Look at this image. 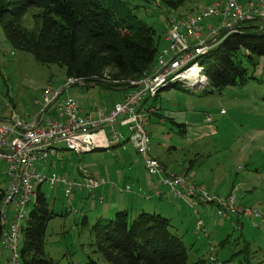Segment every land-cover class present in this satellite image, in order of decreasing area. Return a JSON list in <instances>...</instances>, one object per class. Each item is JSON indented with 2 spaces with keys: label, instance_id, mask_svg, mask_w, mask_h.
Segmentation results:
<instances>
[{
  "label": "rangeland",
  "instance_id": "obj_1",
  "mask_svg": "<svg viewBox=\"0 0 264 264\" xmlns=\"http://www.w3.org/2000/svg\"><path fill=\"white\" fill-rule=\"evenodd\" d=\"M212 1L189 0L173 9L163 0H114L120 17H133L135 21L154 27L159 50L167 46L171 10L175 11V16L195 14ZM41 13L40 8L28 9L20 21L21 27L26 31L38 28L37 16ZM237 59L247 67L250 77L243 86L228 87L222 92L214 91L209 84L188 92L179 84L174 88L168 86L159 90L157 99L147 98L143 102L149 113L144 126L152 139L153 156L164 163L169 172L202 182L218 195L235 192L238 204L264 213V58L254 55L250 62L245 54L240 53ZM112 83L120 82L110 81L108 85L115 89L110 91L98 85L69 86L64 96L74 97L82 107L83 115L96 109L107 110L130 90L129 84ZM67 84L64 67L43 65L32 54L16 50L0 25V120L6 114L16 113L22 117L37 114L46 105L42 99L43 90L48 86L60 88ZM221 111L226 114L222 115ZM209 116L213 117L210 124L207 122ZM178 124L185 127L181 129ZM139 161L140 157L130 142H125L114 149L81 155L63 151L59 160L43 164L46 173L53 171L68 179L80 177L79 169L83 167L95 179L104 177L116 192L112 198L103 194L107 200L101 204L102 188L93 191L95 197L81 190H74L68 196L64 186L52 188L44 184L42 192L58 215L47 229L45 251L48 257L61 264H88L89 257L107 264L101 253H94L90 246L93 240L90 227L97 218L104 216L103 209L132 201L130 193H120L126 184L131 183L145 192L138 200L145 212H157L171 220V230L182 237L189 248L188 264L200 260L207 264H264V218L254 221L243 217L240 222L237 218L225 220L216 214L215 207L208 209L204 205L181 204V200L172 198L160 201L154 196L158 181L142 166L138 168ZM135 162L138 177L136 172L133 179L130 163ZM3 172L4 166L0 164V194L6 185ZM145 197H149L148 201ZM167 200L172 201L169 203L174 207L166 209L163 205L161 211V203H168ZM138 209L137 205L129 209L131 218L141 213ZM98 213L101 214L97 216ZM83 216L88 217L89 224H83ZM115 216L116 213L104 217ZM198 217L209 224L206 233L197 229ZM255 222L259 227H255ZM24 240L22 235L21 242ZM213 256L215 260H211ZM7 257L9 252L0 242V264H6Z\"/></svg>",
  "mask_w": 264,
  "mask_h": 264
},
{
  "label": "built area",
  "instance_id": "obj_2",
  "mask_svg": "<svg viewBox=\"0 0 264 264\" xmlns=\"http://www.w3.org/2000/svg\"><path fill=\"white\" fill-rule=\"evenodd\" d=\"M174 14L175 11L171 10L167 46L159 50L151 69L130 83L134 88L111 110L96 109L83 115L78 101L64 96L69 86L82 80L69 79L66 86H48L43 90L42 99L46 105L34 122H28L16 113L0 120V164L4 166L6 177L0 200L3 226L0 242L9 252L7 264H20L21 236L30 217L27 211L32 209L44 184L52 188L64 186L68 196L74 190H81L88 191L92 197H95L93 191L104 184V180L95 179L82 169L80 178L68 179L53 171L46 173L43 164L59 160L63 151L81 155L130 142L149 176L159 183L155 198L172 196L178 200H192L194 206L199 201L209 202L214 204L216 214L225 220L237 218L240 222L243 217L264 218V213L258 209L238 204L235 192L218 195L210 192L206 185L193 183L185 175L169 172L153 156L152 139L144 126L149 113L146 109L141 110L147 98L155 99L159 90L168 86L179 84L190 91L208 86L202 58L231 34L240 32L246 21L259 20L264 30V0H213L198 13ZM221 114L226 113L221 111ZM207 122L212 123L213 117L209 116ZM130 189V186L125 187L126 191ZM103 200L99 197L100 202ZM197 229L204 230L201 220Z\"/></svg>",
  "mask_w": 264,
  "mask_h": 264
},
{
  "label": "trees",
  "instance_id": "obj_3",
  "mask_svg": "<svg viewBox=\"0 0 264 264\" xmlns=\"http://www.w3.org/2000/svg\"><path fill=\"white\" fill-rule=\"evenodd\" d=\"M163 1L175 9L189 0ZM33 7L42 9L37 16L38 28L26 31L20 21ZM0 25L16 50L32 54L43 65L64 67L68 80L79 79L84 86L94 84L108 91L115 90L108 85L110 81L128 83V89L132 90L134 87L130 83L151 69L159 52L154 27L135 21L133 17H120L114 0H0ZM262 27L259 20L246 21L240 32L231 34L202 58L214 91L243 86L250 79L247 67L237 58L240 53L250 62L254 55L264 58ZM94 80L102 83H93ZM143 109L144 104L141 105ZM178 125L181 129L185 127ZM99 150L106 149L94 151ZM169 198L175 199L168 196L159 200ZM188 203L192 204V200ZM199 205L214 208L209 202L199 201ZM140 211L135 218H131L129 210L116 211L114 218H97L90 227L93 239L90 246L94 253H101L107 264H188L189 248L183 238L171 230V220L161 214ZM57 216L46 195L39 191L23 231L25 240L20 264H61L48 257L45 251L48 225ZM199 220L204 223V230L200 231L206 233V223L200 217L197 223ZM83 224H89L88 217L83 216ZM2 234L0 219V241ZM88 264L100 263L89 257ZM193 264L207 263L200 260Z\"/></svg>",
  "mask_w": 264,
  "mask_h": 264
},
{
  "label": "crops",
  "instance_id": "obj_4",
  "mask_svg": "<svg viewBox=\"0 0 264 264\" xmlns=\"http://www.w3.org/2000/svg\"><path fill=\"white\" fill-rule=\"evenodd\" d=\"M118 90V89H117ZM126 91V90H125ZM129 91H131V90H127L126 91V93L124 94V96L122 97V98H120V100H118L117 102H119V101H121V100H123L124 99V97L126 96V94L129 92ZM116 102V103H117ZM114 106V105H113ZM112 106V107H113ZM111 107V108H112ZM111 108H109V109H107V110H111ZM40 112H41V110L37 113V114H35V115H29V114H26V116H25V118H26V120H28V122H34L35 120H36V118L39 116V114H40ZM9 117V114H6V116L3 118V119H7ZM125 144V143H124ZM124 144H121V145H124ZM131 144V143H130ZM132 145V144H131ZM132 147H133V145H132ZM134 148V147H133ZM110 149H114V147H112V148H110ZM110 149H106V150H110ZM134 150H135V148H134ZM136 151V150H135ZM137 153V152H136ZM139 156V155H138ZM140 157V156H139ZM136 162L135 163H130V174L133 176V179H134V175L136 174V172H137V174H136V178L138 177V168H140L141 166H142V169L143 170H145V168H144V164H143V161H142V159L140 158V161L139 162H137V166H138V168H136ZM80 169H82V170H85V171H87L88 173H89V171L87 170V169H85V168H83V167H81ZM79 169V173H80V176L82 177L83 175H82V172H81V170ZM146 171V170H145ZM90 174V173H89ZM175 174H177V173H175ZM91 175V174H90ZM78 178H80V177H78ZM101 179L102 180H104V184H102L101 186H100V188H98V189H101L102 188V194H101V196L99 195V197H103V203L107 200L106 199V196L104 197V196H102L103 194L104 195H108V196H111V198L114 196V194L116 193L115 192V188H113V187H111L110 185H108L107 184V180L104 178V177H101ZM191 181V180H190ZM192 182H194V181H192ZM202 183V182H201ZM148 184H153V183H148ZM104 186V187H103ZM127 186H130V191H126L125 190V187H127ZM125 187L120 191V193L121 194H124V192H127V193H130V195H131V199H132V201H130V203H125L124 205H120V204H117V205H115L114 207H109V209H103V215L104 216H111V215H113L116 211H118V210H122V209H125V210H129L130 208L132 209H134L135 207H136V205L139 207V209L138 210H144V207H142V206H139V203H138V200L139 199H141V196L142 197H144V195H145V192H144V190H142V189H139V188H136V187H134V186H132V184L130 183V184H126L125 185ZM156 189V188H155ZM211 191V190H210ZM115 192V193H114ZM212 192V191H211ZM99 194H100V192H98ZM214 193V192H213ZM141 195V196H140ZM83 196V193L81 194V197ZM111 198H109L108 200L110 201V199ZM145 199H146V197H145ZM147 200V199H146ZM159 200V199H158ZM239 200V199H238ZM148 201V200H147ZM160 201H162V200H160ZM164 201H166V200H164ZM168 201V203H161V207L159 208L161 211H162V208H163V205H164V207L166 208V209H171V208H173L174 207V205H173V203H169V202H172V201H170V200H167ZM181 204H187V205H189L188 204V201H182V203ZM168 205V206H167ZM157 213V212H156ZM101 213H98L97 214V216H99ZM206 226H207V228H208V226H209V224H206ZM7 260V259H6ZM211 260H215V258H214V256L213 257H211Z\"/></svg>",
  "mask_w": 264,
  "mask_h": 264
},
{
  "label": "water",
  "instance_id": "obj_5",
  "mask_svg": "<svg viewBox=\"0 0 264 264\" xmlns=\"http://www.w3.org/2000/svg\"><path fill=\"white\" fill-rule=\"evenodd\" d=\"M99 81L98 80H94L93 83H98ZM128 83H125L124 85H126ZM78 85H81V86H84L85 83L83 81L79 82ZM94 85V84H92ZM111 85H122V83H112Z\"/></svg>",
  "mask_w": 264,
  "mask_h": 264
}]
</instances>
